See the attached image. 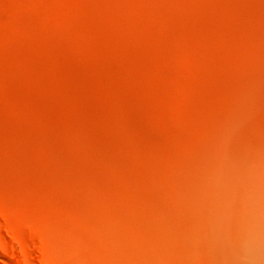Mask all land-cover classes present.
<instances>
[{"label":"rangeland","instance_id":"rangeland-1","mask_svg":"<svg viewBox=\"0 0 264 264\" xmlns=\"http://www.w3.org/2000/svg\"><path fill=\"white\" fill-rule=\"evenodd\" d=\"M263 158L264 0H0V264H235L198 189Z\"/></svg>","mask_w":264,"mask_h":264},{"label":"bare ground","instance_id":"bare-ground-1","mask_svg":"<svg viewBox=\"0 0 264 264\" xmlns=\"http://www.w3.org/2000/svg\"><path fill=\"white\" fill-rule=\"evenodd\" d=\"M170 107L168 105L167 115L172 119ZM204 157L201 151L196 153L199 161ZM257 164V168L243 171L240 178L235 177L232 169L222 165L221 171L229 179V184L221 183L219 176H214L210 188L201 185L198 192L209 193L205 208L208 224L197 223L188 233V239L192 241L202 233L215 244L232 245V249L224 247V255L230 259L236 249L233 255L235 264L264 263V158ZM112 242L122 248L110 264H133L135 255L144 264H162L156 253L133 250L131 242L126 239L116 237Z\"/></svg>","mask_w":264,"mask_h":264}]
</instances>
